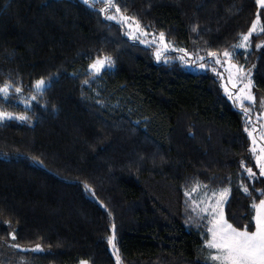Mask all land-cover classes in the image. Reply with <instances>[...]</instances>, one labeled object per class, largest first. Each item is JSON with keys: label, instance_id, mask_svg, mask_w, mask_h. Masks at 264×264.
I'll return each mask as SVG.
<instances>
[{"label": "trees", "instance_id": "1", "mask_svg": "<svg viewBox=\"0 0 264 264\" xmlns=\"http://www.w3.org/2000/svg\"><path fill=\"white\" fill-rule=\"evenodd\" d=\"M117 1L193 52H233L258 16L264 29L257 0ZM103 56L113 67L94 75ZM244 62L264 94V31ZM5 84L0 112L27 119L0 120V264H117L113 234L123 264H213L185 196L197 182L228 186L226 219L255 231L264 176L219 77L157 60L99 4L0 0Z\"/></svg>", "mask_w": 264, "mask_h": 264}, {"label": "rangeland", "instance_id": "2", "mask_svg": "<svg viewBox=\"0 0 264 264\" xmlns=\"http://www.w3.org/2000/svg\"><path fill=\"white\" fill-rule=\"evenodd\" d=\"M113 2L116 4L117 7L120 8L121 10L120 13H116L115 8L108 9L109 0H88L89 5L99 4L103 14L106 17L115 16L116 17L115 19H110V20L121 24L128 37L146 46L153 47L157 60L159 61L160 60H164V61L170 60L171 61L173 59H176L180 61L189 70L196 71V72H203V71L211 70L213 73H215V75H217V77H219L231 101L235 104V106H237L241 110L244 116V119H245L246 130H247L248 135L250 132L252 133L251 136L249 135L251 139V148L256 149L255 152L252 151V155H253L256 167L260 173V168H259V165L257 164V156L258 155L264 156V153H261L260 151L261 148H264V106H262L261 104V101H264V94L255 90L254 79H253L254 67L253 66L245 67L244 59L246 57L247 52L251 48V36H249V40L247 42L242 41V37H241L239 43L236 46L240 45L241 43H244L246 46L245 47H235V50L233 52L228 51L231 54L230 57H224L222 55L224 51L215 52L217 53L216 57L209 56L208 53L214 52V51L193 52L185 47H180V46L175 45L173 42L169 41L166 38L165 34H164V40L160 41L159 34L163 32L147 29V27H142L140 24H139V29H138L136 27L135 22H137V20L135 19V17L129 12H124L121 9V6L119 5L117 0H113ZM258 4L259 6H261L259 2ZM122 17H128L129 20L125 22L122 19ZM257 18H259V22L257 23L256 30L253 31L252 34L258 33L262 30L261 19L259 16ZM257 18L254 20V22L257 21ZM248 32L243 35L248 34ZM239 54H242L243 57L241 58ZM105 57H108V56L97 57L96 59H103ZM217 58H219L220 63H216ZM96 59H94L91 62V64ZM112 67H113V60H112V65L110 67L105 66L104 68L101 69V71L103 69L112 68ZM246 85L248 87H245ZM241 89H244V91L241 92L240 91ZM248 95H251L253 99L251 100L246 99V96ZM13 117H15V115H13ZM253 139H255L256 141L255 144H253ZM199 184L204 186V184H201V183ZM195 185L196 183L191 185L186 191H191V189ZM224 189L229 190L228 194L226 198L222 199V203L219 206H217L216 201L218 199H221V197L219 196V193L223 191ZM205 192L207 193L208 197H212L213 192H216L217 196L212 197V199L210 201H207L206 203H200ZM229 193H230V188L228 186H225V187H208L207 186L206 188L201 187L200 189H198L196 193H193L191 199L187 197L188 206L191 209L192 215H193L190 220L195 225L201 226L207 230L206 246H207V243L211 241L212 239V233L209 232L208 230L210 228H213L214 223L220 219V213H222L223 221H226L227 224H230V222L226 219L225 211H224V207L228 199ZM193 201H195L196 204H193ZM209 204L211 205V208H215V212L212 213V215H209V211L211 210V208L209 209V211H202V209L207 207ZM259 204L260 202L256 203L255 205L259 206ZM196 205H199V206H196ZM259 210L261 212H264V209H259ZM257 212H258V207H255V215H254L255 223H256ZM239 231H243V230H239ZM249 233H252V232H249ZM113 243L115 244V250L110 244V250L112 252V255L117 263V254H118L119 264H123L121 260V255L119 253L115 240L113 241ZM32 249L37 250V251L42 250L40 246L34 247ZM208 251H209V260L213 264H219V262L212 261L210 259L212 255L216 254V250L208 248ZM114 252H116L117 254H114ZM82 261H85L87 262V264H89L87 260H82ZM82 261H80L78 264H81Z\"/></svg>", "mask_w": 264, "mask_h": 264}, {"label": "snow or ice", "instance_id": "3", "mask_svg": "<svg viewBox=\"0 0 264 264\" xmlns=\"http://www.w3.org/2000/svg\"><path fill=\"white\" fill-rule=\"evenodd\" d=\"M85 4L88 3V0H83ZM261 6H264V0H258ZM115 8L116 13H120V8L116 6V4L113 2V0H109L108 9ZM108 19H115V16H108ZM122 19L127 22L129 20L128 17H122ZM259 22V18H257V21L252 24V27L248 34L242 35V41L247 42L249 40V36H251L252 32L256 30L257 23ZM136 23V27L139 29V23ZM264 31V29H262ZM146 35V33H145ZM159 40H164V33L159 34ZM246 45L244 43H241L240 45L236 47H245ZM209 56H217V53L215 52H209ZM224 57H230V53L228 51H224L222 54ZM216 63H220L219 58H217ZM112 65V60L110 57H105L103 59H96L89 67L91 72L95 74H99L102 68L105 66L110 67ZM87 83V81H85ZM46 81L41 79L36 81L35 88L37 91H42L46 87ZM11 85L5 84L3 87H0V94H3L5 98H7V94L9 91V88ZM245 87H248L247 85ZM15 91L19 93L21 91L20 88H16ZM241 92L244 91V89L240 90ZM32 99H36L35 96L32 97ZM246 99H253L251 95L246 96ZM262 106H264V101H261ZM18 119V120H26L27 117L24 115H19L13 117L11 113L7 112H0V120L3 119ZM249 135L251 136L252 133L250 132ZM256 141L253 139V144H255ZM253 152L256 151L255 148L252 149ZM261 153H264V148H261ZM37 162V161H34ZM257 164L260 168V175L264 176V156H257ZM249 175V178H255L256 174L252 172L251 168L245 169ZM87 188V186H85ZM201 187L206 188L207 186L200 185L198 182L196 185L191 189V191H186L185 196L189 197V199L192 198L193 193H196L198 189ZM243 188V191L246 194L249 193V189L247 186L241 185ZM228 189H224L219 193V196L221 199H218L216 201L217 206H219L222 203V199L226 198L228 194ZM217 193L213 192L212 197H216ZM212 197H208L207 193H204L203 198L201 199L200 203H206L207 201H210ZM193 204H196L195 201H193ZM199 206V205H196ZM253 207H258V212L256 216V231L249 233L247 230L239 231L235 228H233L230 224H227L226 221H223L222 213H220V219L214 223L213 228H210L208 231L212 233V239L207 243V247L210 249H215L216 254L212 255L210 259L212 261L219 262V264H264V212H261L259 209H264V200L260 201L259 206L253 205ZM211 208V205L209 204L207 207L202 209V211H209ZM215 212V208H211L209 211V215H212V213ZM12 240L16 239L15 234L12 235ZM115 240V236L109 238V244L112 245L113 249L115 250V244L113 241ZM13 247H18L17 245H13ZM114 254H117L114 252ZM81 264H87V262L82 261ZM117 264H119V256L117 254Z\"/></svg>", "mask_w": 264, "mask_h": 264}]
</instances>
